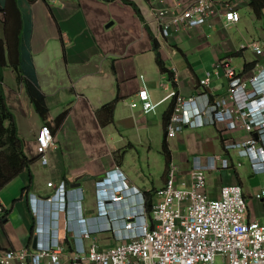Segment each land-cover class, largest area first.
Returning a JSON list of instances; mask_svg holds the SVG:
<instances>
[{
  "label": "crops",
  "instance_id": "crops-1",
  "mask_svg": "<svg viewBox=\"0 0 264 264\" xmlns=\"http://www.w3.org/2000/svg\"><path fill=\"white\" fill-rule=\"evenodd\" d=\"M31 1V52L37 83L19 77L8 67L4 70L3 89L32 163L0 190L5 206L0 215V250L35 245L39 228L54 236L63 233L64 228L69 234L106 225V219L98 215L96 183L117 165L133 189L127 200L110 204V213L120 216L126 210L142 209L144 202L137 191L147 202L156 200L170 162L179 166V179L188 182L194 157L206 161L215 153L241 161L242 165L209 173V196L218 199L222 186L239 183L247 200L248 217L264 223V200L255 197L264 186V172H257L240 150L226 149L223 143L224 137L243 140L247 132L242 127L223 132L224 124L217 122L184 127L168 137L166 113L175 101L165 99L167 89L163 83L169 74L157 63L159 52L165 66L171 71L175 68L178 74L176 83L168 86L176 87L184 96L196 92L207 71H212L211 95L224 93L228 81L222 71H214L220 59L230 56L233 62L241 56L244 60L236 65L240 69L247 63L264 61L251 51H238L242 41L264 40V23L261 32L251 34L254 19L264 22V0L259 4L263 13L260 18L252 10V0H235L234 6L241 12L238 23L227 24L217 14L205 24L169 37L159 32L150 0H133L144 19L121 0ZM193 1L162 0L160 4L183 7ZM231 28L241 32L238 44L229 37L227 29ZM245 31L250 34L247 38ZM247 53L254 57L248 58ZM24 80L44 95L46 114L36 110ZM143 84L152 100L160 102L149 113L131 106ZM115 100L113 110L103 109ZM46 122L52 127L54 145L48 151V163L43 164L36 146L37 132ZM164 138L171 149L169 163L163 152ZM49 181L54 185L49 186ZM62 182L70 193L68 212L53 196ZM52 196V201L44 200ZM34 206H39L38 211H33ZM118 227L116 224L114 229ZM93 239L105 247L117 242L115 233L108 230L97 231L85 243Z\"/></svg>",
  "mask_w": 264,
  "mask_h": 264
},
{
  "label": "built area",
  "instance_id": "built-area-1",
  "mask_svg": "<svg viewBox=\"0 0 264 264\" xmlns=\"http://www.w3.org/2000/svg\"><path fill=\"white\" fill-rule=\"evenodd\" d=\"M150 1L164 37L205 24L217 14L227 24L241 20V12L233 4L235 0H194L183 7H167L160 4L162 0ZM238 51H251L264 57V40L242 41ZM214 68L217 74L222 71L228 81L226 91L220 95L209 92L212 71L200 79L194 94L182 95L176 87L168 86L177 80V71L173 69L172 76L163 83L167 89L165 99L175 101L165 125L166 135L173 137L184 127L217 122L224 124L223 132L242 127L248 137L243 140L224 137L225 148L240 150L257 172H264V61H256L245 71L233 64L232 57L226 56ZM159 103L152 100L143 84L131 106L149 113ZM53 145L52 127L46 122L37 132L36 149L43 164L48 163V151ZM241 165V161H232L225 154H212L206 161L196 156L189 181L184 182L179 179V166L172 161L167 179L156 191L157 198L149 204V209L146 198L137 191L144 202L140 211L126 210L120 216L111 214L110 204L127 200L120 187L111 201L97 199L98 215L106 219V225L69 234L64 228L63 233L54 236L36 229L35 245L0 250V264H264V223L248 217L242 185L222 186L218 199L211 198L206 191L209 173L233 170ZM48 185L54 183L49 181ZM53 196L66 211L70 193L64 182L55 188ZM53 196L44 200L50 202ZM255 197L264 200V186ZM38 209L39 206L33 207L35 212ZM4 211L0 200V215ZM116 224L120 227L114 229ZM106 230L115 233L117 242L113 245L101 246L97 239L85 243L97 231Z\"/></svg>",
  "mask_w": 264,
  "mask_h": 264
},
{
  "label": "trees",
  "instance_id": "trees-1",
  "mask_svg": "<svg viewBox=\"0 0 264 264\" xmlns=\"http://www.w3.org/2000/svg\"><path fill=\"white\" fill-rule=\"evenodd\" d=\"M130 4L142 19H144L139 6L133 0H121ZM260 0H252L251 6L254 14L261 17ZM32 1L31 0H0V13L3 14L2 33H0V190L12 181L25 168L29 167L32 161L24 151V140L19 134L15 114L9 108L3 89L4 70L13 68L18 72L19 77L30 79L37 83L36 70L31 52L32 33ZM156 45V44H155ZM157 49V48H156ZM157 63L161 70L167 72L171 77L173 72L169 70L161 58L159 52ZM256 62L245 64L244 70H250ZM29 81V80H28ZM27 80H24L26 90L36 110L41 115L48 112L44 95L39 89L33 88ZM116 100L108 103L103 109L113 110ZM174 109L171 103L166 113V123ZM64 113L61 114V118ZM163 152L168 161H171V149L167 140L163 141ZM150 202H147L148 209Z\"/></svg>",
  "mask_w": 264,
  "mask_h": 264
},
{
  "label": "clouds",
  "instance_id": "clouds-1",
  "mask_svg": "<svg viewBox=\"0 0 264 264\" xmlns=\"http://www.w3.org/2000/svg\"><path fill=\"white\" fill-rule=\"evenodd\" d=\"M117 166L118 167L115 166L112 170L108 171L106 175L100 179L101 181L96 183L97 199L101 198L105 201H111L120 187L124 189L126 196L130 197L127 194L131 193L133 189L127 181L124 170L121 166ZM67 210L68 209H66V211Z\"/></svg>",
  "mask_w": 264,
  "mask_h": 264
},
{
  "label": "rangeland",
  "instance_id": "rangeland-1",
  "mask_svg": "<svg viewBox=\"0 0 264 264\" xmlns=\"http://www.w3.org/2000/svg\"><path fill=\"white\" fill-rule=\"evenodd\" d=\"M2 19H3V14L0 13V29H2ZM263 23H264L263 21H258L257 19H254L253 22H252V26L254 28H253V31H251V34H252V32L253 33L261 32V28L263 26ZM227 32L229 34V37H231V38H233L235 40L236 44H238V42L242 39L241 32L239 30H237L236 28L227 29ZM245 34L246 35H244V36L246 38L250 36V34L247 31H245ZM246 56L248 58H253L254 57L251 53H247ZM243 60L244 59L241 56H237V57H235V60L233 61V64L234 65H240ZM158 157H160V156H158Z\"/></svg>",
  "mask_w": 264,
  "mask_h": 264
},
{
  "label": "water",
  "instance_id": "water-1",
  "mask_svg": "<svg viewBox=\"0 0 264 264\" xmlns=\"http://www.w3.org/2000/svg\"><path fill=\"white\" fill-rule=\"evenodd\" d=\"M38 239L36 238V241H37Z\"/></svg>",
  "mask_w": 264,
  "mask_h": 264
}]
</instances>
